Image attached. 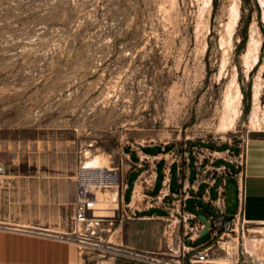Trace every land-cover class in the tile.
Listing matches in <instances>:
<instances>
[{"label":"rangeland","instance_id":"rangeland-1","mask_svg":"<svg viewBox=\"0 0 264 264\" xmlns=\"http://www.w3.org/2000/svg\"><path fill=\"white\" fill-rule=\"evenodd\" d=\"M233 1L213 0L210 15L201 0H0V227L69 235L79 168L97 155L118 168L130 143L182 149L264 134V119L256 133L250 120L258 75L264 113V0H235L229 28ZM252 33L262 46L248 73ZM235 74L242 114L225 133L224 95ZM110 192L100 195L110 216L99 217L118 207ZM227 195L230 219L238 198ZM109 221L98 230L101 248L73 242L81 264H199L197 251L185 256L174 246L177 253L119 249ZM175 234L168 230L171 244ZM246 236H224L208 264H234L242 254L248 264L264 261V243L252 255Z\"/></svg>","mask_w":264,"mask_h":264},{"label":"crops","instance_id":"crops-1","mask_svg":"<svg viewBox=\"0 0 264 264\" xmlns=\"http://www.w3.org/2000/svg\"><path fill=\"white\" fill-rule=\"evenodd\" d=\"M244 151L246 167L239 175L235 162ZM118 168L124 188L116 224L107 228L119 249L161 254L174 246L180 251H201L209 240L199 243L204 229L200 216L210 220L215 215L212 202L218 200L225 184L229 219L227 193L229 189L237 192L238 177L246 194L240 211L237 201L234 216L239 212L250 225H264V134L242 142L199 143L182 149L130 143L122 151ZM219 168L222 170L216 173ZM73 203L74 194L71 218ZM170 226L176 233L173 245L167 237ZM8 229L0 227V264H81V254L73 242L37 236V229L25 226L12 228L18 232ZM220 244L209 245L208 254ZM242 255L234 264H248Z\"/></svg>","mask_w":264,"mask_h":264},{"label":"built area","instance_id":"built-area-1","mask_svg":"<svg viewBox=\"0 0 264 264\" xmlns=\"http://www.w3.org/2000/svg\"><path fill=\"white\" fill-rule=\"evenodd\" d=\"M235 164L239 169V175H242L246 167L245 151L239 155ZM220 170H222V168L216 169L215 172L219 173ZM224 187L225 184L223 185V188ZM123 188L124 184L122 183L119 168L81 166L77 172L75 181L73 215L71 218L72 229L69 235L58 234L56 238L62 241L79 242L86 246L100 248L99 244L101 237L98 234V230L101 223L104 222L105 219H109V225H113L116 217H118V207L110 210L113 211V216L109 218L98 216L99 212H101L100 194L106 191H118L117 202H111V204H119L120 191ZM223 188L220 189L218 200L212 202L213 207L216 209V213L209 220V234L211 235V238L206 246L203 247L201 251H197L193 257L195 262L199 264L209 263V245L221 241L226 234L241 232L242 235L245 236V231L248 225H250L247 221L239 217V212L231 220L226 218L227 205ZM245 194L246 190L243 180L238 177L237 198L239 211L245 201ZM174 230V226H170L172 236ZM101 231H104V229ZM94 239L99 242L93 241ZM93 242L95 243L93 244ZM169 249L171 252L177 253L173 248L169 247ZM184 253L185 256L186 253L190 254L189 251H184ZM128 255L131 257H139V254L133 252H129ZM252 259V264H264V261L258 260L254 257H252Z\"/></svg>","mask_w":264,"mask_h":264},{"label":"bare ground","instance_id":"bare-ground-1","mask_svg":"<svg viewBox=\"0 0 264 264\" xmlns=\"http://www.w3.org/2000/svg\"><path fill=\"white\" fill-rule=\"evenodd\" d=\"M201 1H202V6H201L202 9L203 10H206V9L210 10L211 9L210 10V15H211V11L213 8V0H201ZM238 3H237V1L234 0L230 6V9H229V18H230L229 28H232L231 26L238 19V16H239V14H238L239 13ZM261 46H262V43L260 42V40L258 39L256 34L252 33L250 41H249L247 52L245 54H243L244 62L249 65L248 73H250L252 71V69L256 66V64L258 63L259 52H260ZM237 78H238L237 74H235V76L231 80V83L228 85L226 92H225V95H224L223 113H222L219 129L225 133L234 130V128L236 127V124H237V122H238V120L242 114L241 105H242L243 94H242V91H241V88H240V85H239ZM261 80H262V78L260 75L256 76L254 101H253L252 111L250 114L251 124H252L253 130L255 131L253 133L260 131V130H258V128L261 125L262 119H264V113H262V109H261L260 104H259L260 95L262 92ZM86 155L88 156L89 153H86ZM107 160H108L107 157H105L103 155H97L94 158H92L91 160H88L85 165L91 166V167L108 168V166H106ZM107 197H109L112 200V202H115V201L117 202L118 191L110 192L107 195ZM107 197H106V199H107ZM102 199H103V197H102ZM101 203H103V202L101 201ZM100 209H101V212H99V215L110 216L109 212H107V211H109L108 207H104V206L101 207V205H100ZM8 230L18 232V230H14L12 228L8 229ZM249 232L253 235L246 236L247 241L245 244L246 245L245 250L252 255H256L257 243H259L260 245H262L264 243V226L251 227ZM34 234L37 236L52 237L51 234H49V235L45 234V233H34ZM230 254H231V252H230ZM219 261H220L219 259H216L215 262H219ZM222 261H224L226 263L227 260H222Z\"/></svg>","mask_w":264,"mask_h":264},{"label":"water","instance_id":"water-1","mask_svg":"<svg viewBox=\"0 0 264 264\" xmlns=\"http://www.w3.org/2000/svg\"><path fill=\"white\" fill-rule=\"evenodd\" d=\"M200 220L203 222L204 224V229L203 231L201 232V237H204L205 235H207L209 233V227H210V223H209V220L206 219V217L204 216H200ZM250 226L251 225H248L247 229H248V233L249 235H253L249 232L250 230Z\"/></svg>","mask_w":264,"mask_h":264}]
</instances>
